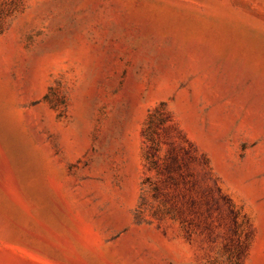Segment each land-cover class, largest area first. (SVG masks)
I'll return each instance as SVG.
<instances>
[{"label": "rangeland", "instance_id": "rangeland-1", "mask_svg": "<svg viewBox=\"0 0 264 264\" xmlns=\"http://www.w3.org/2000/svg\"><path fill=\"white\" fill-rule=\"evenodd\" d=\"M0 264H264V0H0Z\"/></svg>", "mask_w": 264, "mask_h": 264}]
</instances>
